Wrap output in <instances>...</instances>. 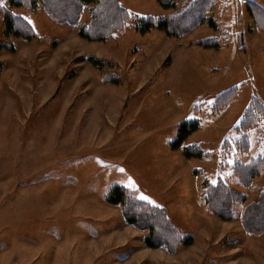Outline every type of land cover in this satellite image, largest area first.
<instances>
[{
    "label": "rangeland",
    "instance_id": "obj_1",
    "mask_svg": "<svg viewBox=\"0 0 264 264\" xmlns=\"http://www.w3.org/2000/svg\"><path fill=\"white\" fill-rule=\"evenodd\" d=\"M36 1L8 7L23 35L7 36L0 0V264H264V230H246L243 215L264 194V114L241 126L253 100L264 107V32L249 0L212 3L183 36L154 23L186 0H118L128 18L103 40L79 32L95 3L70 23ZM217 184L235 196L230 219L208 208ZM114 186L165 208L167 246H147L106 201Z\"/></svg>",
    "mask_w": 264,
    "mask_h": 264
},
{
    "label": "trees",
    "instance_id": "obj_2",
    "mask_svg": "<svg viewBox=\"0 0 264 264\" xmlns=\"http://www.w3.org/2000/svg\"><path fill=\"white\" fill-rule=\"evenodd\" d=\"M43 4L46 12L57 21H68L70 23H76L80 18L81 4L82 3H95L96 11L94 17L90 18L88 25L80 27L79 32L82 37L89 39L103 40L105 39L111 31H118L124 21L128 18L126 9L123 8L118 0H38ZM219 0H189L185 1L179 6L177 14H170L164 19L158 20L155 27L172 34L185 35L193 31L196 27L205 21V13L208 7L212 3H216ZM6 6L2 8L4 11V34L5 35H23L22 31L15 27L14 22L18 20L14 18L13 13L8 7H18L21 5L32 6L37 1L36 0H5ZM161 6L164 8H173L176 2L173 0H159ZM247 10L253 20L259 21L260 30L264 32V7L258 2L249 0L247 2ZM107 16H110L111 20L107 22ZM13 17V18H12ZM16 17V16H15ZM255 21V23H256ZM144 24V25H143ZM152 21H145L140 26V31L145 32L150 27L154 25ZM208 24L215 26L213 22L208 21ZM29 36V35H26ZM212 38H204L200 42L204 45H217L215 41L212 42ZM3 46L0 43V48ZM89 62L94 66H99L105 63L103 59H98L95 57H88ZM222 96V94H221ZM228 97H224L223 104ZM220 103H218V108ZM264 114L263 105L253 100L251 105L245 109L243 112V117L241 119V126L244 127L247 124V129ZM198 126V120L196 118L190 120H182L179 123L177 136L171 144L172 149H179L184 140L189 134H191ZM246 140V137H242ZM190 149H185V155L187 157L198 156L200 157L201 151L196 150L194 152H189ZM262 161V160H261ZM261 165V164H260ZM253 167H259L257 164H253ZM208 190L207 204L208 208L214 213L222 218L230 219L231 211L228 208L229 201L235 197L234 194L228 193L227 189L221 184H217ZM224 191V193H223ZM128 197V196H127ZM125 195V191L121 186H114L108 192L106 201L111 204H119L123 206V213L126 220L129 223L137 224L135 226L147 231L144 241L147 246L154 247L164 245L163 241L171 240V231H173L171 222L166 215L165 208L154 206L148 203L140 202L135 200L132 203H128V199ZM131 198V197H130ZM133 199V198H132ZM250 210L247 208L244 210V227L246 230L252 232H260L264 230V194L261 195L258 202L252 205ZM164 236L160 238L159 236ZM164 239V240H163ZM167 239V240H166ZM163 240V241H161Z\"/></svg>",
    "mask_w": 264,
    "mask_h": 264
},
{
    "label": "crops",
    "instance_id": "obj_3",
    "mask_svg": "<svg viewBox=\"0 0 264 264\" xmlns=\"http://www.w3.org/2000/svg\"><path fill=\"white\" fill-rule=\"evenodd\" d=\"M215 37V36H214Z\"/></svg>",
    "mask_w": 264,
    "mask_h": 264
}]
</instances>
